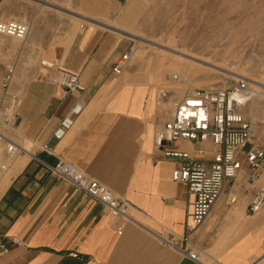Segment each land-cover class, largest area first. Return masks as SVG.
Instances as JSON below:
<instances>
[{
	"label": "crops",
	"instance_id": "1",
	"mask_svg": "<svg viewBox=\"0 0 264 264\" xmlns=\"http://www.w3.org/2000/svg\"><path fill=\"white\" fill-rule=\"evenodd\" d=\"M28 35L19 41L21 58ZM126 51L114 32L76 28L46 54L78 74L84 89L68 95L56 83L58 73L39 66H30L16 94L13 81L26 61H13L6 103L17 97V121L13 128L0 123V132L22 151L7 155L0 145V264H197L187 251L203 264H264V203L250 212L264 174L251 183L243 168L227 180L205 221L185 238L192 196L172 180L174 161L154 145L155 129L170 118L173 101L162 109L155 105L154 79L141 60L120 75L112 72ZM79 99L83 109L57 140L54 131ZM167 149L204 150L197 158H211L209 142L179 141ZM39 160H62L105 186L128 204L130 219L110 216L45 173Z\"/></svg>",
	"mask_w": 264,
	"mask_h": 264
},
{
	"label": "rangeland",
	"instance_id": "2",
	"mask_svg": "<svg viewBox=\"0 0 264 264\" xmlns=\"http://www.w3.org/2000/svg\"><path fill=\"white\" fill-rule=\"evenodd\" d=\"M0 19L24 20L30 27L22 58L19 41L0 38V83L9 62L26 61L13 81L16 94L30 66L43 72L41 61L54 64L46 54L55 45L81 25L98 26L118 34L125 50L134 49L130 64L144 62L153 87L170 89V101L187 88L228 89L246 79L262 96L237 111L264 142V0H0ZM172 74L183 82L169 81Z\"/></svg>",
	"mask_w": 264,
	"mask_h": 264
},
{
	"label": "built area",
	"instance_id": "3",
	"mask_svg": "<svg viewBox=\"0 0 264 264\" xmlns=\"http://www.w3.org/2000/svg\"><path fill=\"white\" fill-rule=\"evenodd\" d=\"M29 31V24L24 20H1L0 38H13L24 41ZM134 56L133 48L128 49L113 65L112 72L120 75L130 67ZM4 57L0 50V66ZM40 65L45 69L56 71L57 85L63 95L80 93L83 86L78 74L56 64ZM15 63L5 67L0 83V123L6 128H13L17 121L15 106L17 97H10V85L15 73ZM169 81L183 82L178 74L169 76ZM168 87L154 89L155 105L164 108L170 101L171 92ZM250 84L246 79H237L228 89L219 88H187L177 101H173L170 118L155 129L154 145L162 152V156L175 163L172 180L186 185L187 192L192 196L191 211L186 226V236L190 235L207 218L213 204L220 196L227 180L234 179L239 171L245 168L248 181L256 182L264 172V142L255 133V126L247 117L237 111V108L247 104L253 96ZM84 107L79 99L53 133L57 140L72 126L74 118ZM188 141L194 144H211V158H197L204 154L198 150L196 155L188 152L170 151L167 148L176 142ZM5 145V153L12 155L22 150L10 142L0 132V145ZM46 150V147H43ZM45 173L71 185L88 198L101 204L110 216L129 220L128 204L105 186L90 178L72 165L58 160L54 164L38 161ZM264 203V182L256 192L250 212L257 213ZM185 255L197 264H203L200 256L192 251ZM72 256H76L72 254ZM219 264V263H215Z\"/></svg>",
	"mask_w": 264,
	"mask_h": 264
},
{
	"label": "bare ground",
	"instance_id": "4",
	"mask_svg": "<svg viewBox=\"0 0 264 264\" xmlns=\"http://www.w3.org/2000/svg\"><path fill=\"white\" fill-rule=\"evenodd\" d=\"M44 1H46V0H44ZM45 3V2H44ZM229 24H230V22H229ZM220 25H222V24H220ZM133 36V35H132ZM136 38H139V37H136ZM139 42V41H138ZM149 43V42H148ZM153 44V43H152ZM153 45H155V44H153ZM134 50V49H133ZM135 52V51H134ZM43 63L44 64H47V65H51L52 63L51 62H49V61H46V60H43ZM131 63V62H130ZM201 64H205V62L203 63V62H200ZM206 65H210V66H212L211 64H206ZM217 70H219V68L217 67L216 68ZM251 85V84H250ZM261 90H264L263 88L261 89ZM256 95H258V97H260L261 98V92H257L256 93Z\"/></svg>",
	"mask_w": 264,
	"mask_h": 264
}]
</instances>
